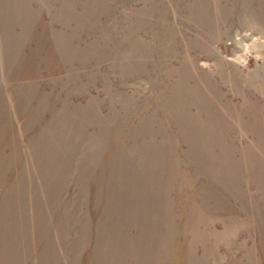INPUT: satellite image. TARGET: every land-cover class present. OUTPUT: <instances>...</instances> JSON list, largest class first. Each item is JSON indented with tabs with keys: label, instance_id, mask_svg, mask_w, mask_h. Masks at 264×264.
Here are the masks:
<instances>
[{
	"label": "rangeland",
	"instance_id": "rangeland-1",
	"mask_svg": "<svg viewBox=\"0 0 264 264\" xmlns=\"http://www.w3.org/2000/svg\"><path fill=\"white\" fill-rule=\"evenodd\" d=\"M0 264H264V0H0Z\"/></svg>",
	"mask_w": 264,
	"mask_h": 264
}]
</instances>
